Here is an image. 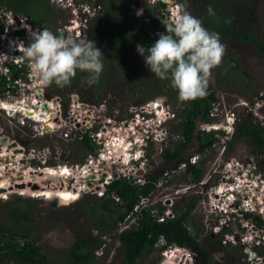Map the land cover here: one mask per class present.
Returning <instances> with one entry per match:
<instances>
[{
	"label": "rangeland",
	"instance_id": "obj_1",
	"mask_svg": "<svg viewBox=\"0 0 264 264\" xmlns=\"http://www.w3.org/2000/svg\"><path fill=\"white\" fill-rule=\"evenodd\" d=\"M163 1L167 4L168 19L166 20L162 13L155 9V0H134L125 9L124 14L117 13L115 17L120 20L124 15L125 19L129 20L136 16L142 17L145 21V11L146 8H149L152 13L159 16L162 23L176 24L171 6L173 3L180 4L179 9L174 5V10H178V15L182 16V25H184L182 34L188 39L193 65L203 81L212 87L215 95V100L210 104L207 125L201 122L198 125L202 129L205 128L204 130L207 132H210L209 130L213 126H216L213 128L219 127L217 130L212 128L211 132H216L214 134L215 144L204 155L197 153L198 143L196 140L187 149L190 163H202V176L197 182L183 177L185 175L184 165L179 167L174 164L169 165L164 162L161 156L163 148H172L181 140L178 135V124L182 94L177 93L176 97H171L168 91L171 78L150 65L139 43L134 38L131 42L134 45L130 43L125 50L126 61L123 63L114 51L107 50L104 45L101 46L95 41V35L89 29V20L105 14L96 0H75V3L80 4L81 8L76 10L77 15L73 14L75 17H72L71 20H68L72 12L69 11V8H63V5L58 2L53 3V0H48L50 6L48 5V10L44 12L45 18L36 25L41 30L51 29L52 31L55 29L58 38L64 36L65 40L69 39L71 42L72 38L76 37L74 31H66V26L68 25V28L71 29L76 26L79 19L80 21L85 20L86 28L81 32L79 37L81 40H75L79 45H74V49L79 53H84L83 48L86 46V41L89 40L92 44L91 48H93L92 54L89 57L85 56L87 62L84 66L86 68L71 76H65L63 73L56 79L54 76H47L44 70L42 71L41 85L36 81L40 78L38 77L40 76L39 70L34 67L35 74L32 68L36 64H27L26 73L25 71L23 73L26 83L17 84L14 92H10L8 97L10 100L15 98L31 104L33 96L36 94V99L41 103H39L41 105L39 108L44 112L47 109L43 103L53 102L56 106H53L51 113L54 114V124H57L55 130H41L43 123L30 119L24 120L26 123L21 124L19 121L24 115H11L13 116L10 118L11 123L9 124L12 126L11 135L10 138L2 139L6 142L3 147L9 148L15 143L16 146L11 149L21 148L22 153L16 162L12 156H1L2 152L9 154L12 151L9 153L5 150L0 151V166L5 167L6 165L7 169L0 170L2 173L0 174V209L2 210L0 223L11 224L9 221L12 218L7 217L8 203L16 202L19 199L31 202L32 206L29 208L31 221L23 222V224L16 223L13 228L19 232L28 230L30 238L37 245L42 246L48 252L50 260L55 263L64 264L62 259L67 256L68 248L78 238H84L88 240L89 249L96 254L93 264H123L122 247L115 235L109 233L106 227H95L103 215L109 224L115 220V216L102 212L99 203L105 193L108 181L110 182L119 175L132 180L133 183L144 182L148 175L161 176L160 183L156 184L150 199L140 202L137 211L148 204L161 205L165 208V217L171 218L174 210L181 209L184 205L195 201V207L190 215L189 230L192 234H199V241L203 244L204 249L210 252V260H208L207 253L195 256L189 250L171 247L167 249L170 257L164 256L162 253L159 256L157 253H153L138 264L262 263L259 261L261 257L258 252L252 247L247 249V245L243 241H250V237H252L253 245H258L255 247L264 253V230L262 232L259 230L261 225L264 226V204L258 201L259 198H264V155L256 157L245 141H239L233 145L228 144L233 136L235 137L239 117H247L252 122H257L264 127V54L251 40L235 39L231 35H222L212 27L209 28V20H213L214 26H218L219 23L209 13L212 8L208 6L206 0ZM213 9L222 12L229 18L234 33L245 37L249 32H253L256 39L264 43V0H222L221 3H216ZM72 10L75 8L73 7ZM42 13V8H34L36 18ZM16 16L12 15L13 18ZM69 21L72 22L69 23ZM74 23L75 25H73ZM35 35L40 36V33ZM8 38L9 41L11 40L13 44L17 45V39ZM50 41L45 45H50ZM37 46H34L35 51ZM13 48L15 47H11V49ZM4 49L7 50V47ZM25 50H30V46H25ZM46 54L49 56L51 52ZM59 65L56 66L59 67ZM52 72L56 74L54 69ZM71 77L74 78L70 82L68 78ZM81 90H86V93ZM95 92L102 96L103 100L96 102ZM74 102L78 106L75 114L71 111V104ZM157 108L163 110L162 113L165 114L162 122L155 115ZM1 111L0 115L7 116L6 112ZM138 118L142 120L139 121L137 127L141 137L133 134V129H130L132 121H137ZM148 119L150 120L148 121ZM86 134L94 140V144L99 148L97 155H84L87 142L82 138H85ZM152 134L156 137L154 138L156 148L149 149L146 158L148 161L134 165V162L141 158L139 153L136 158L134 156L126 158L125 153L121 151L127 148L128 151H131L130 148H139L149 138L147 135ZM2 135L8 137L7 133H4L0 134V138ZM114 136L123 137L126 145L130 141L133 146L120 147L118 153L121 152V155L115 156L112 153H115L116 149L111 148L107 143V140ZM140 140L142 144L137 143ZM104 144L108 149L104 146V150ZM102 153L104 154L101 158ZM111 154L113 157L110 160L107 157ZM80 158H84V161L79 162ZM90 159L93 160L90 162ZM129 160L132 163L128 166ZM87 161L91 164L87 171L89 176L81 180L82 176L78 168L86 167ZM150 161L153 163L150 164ZM124 163H126L125 166ZM230 165H235L239 175L247 176L248 180L258 181L259 186L256 190L254 189L256 193L254 194L258 199L251 201L258 207H256L257 213H250L247 218L244 217L247 213L240 212L242 209L237 202L235 207L237 209L233 215H223L219 212L225 210L224 203L227 201L224 197H230L229 190H227L230 186L245 193V198L250 196L247 194V190H243V185L232 180L233 171L226 172L225 168L230 169ZM55 168L61 171L64 168L71 170L72 175H67L68 178L72 177L71 186L74 182L84 185L76 191L79 193L78 197L68 204H61L56 194L51 197L33 194L41 188L58 192L59 188H52L55 181L50 180L49 184H44L50 175L43 171L55 170ZM140 171L141 174H139ZM258 177L260 181L257 180ZM261 180L262 183H260ZM9 182L10 187L7 185ZM28 182L30 185L38 184L39 189L32 190L30 186L28 188L17 187L20 184L28 185ZM203 182L206 184H201ZM221 183L225 184L220 197L214 200L210 199L209 196L218 191L217 187H220ZM56 186L59 187V185ZM20 191L27 192L23 194ZM114 197L117 200L116 196ZM214 203L216 204L215 208L211 207ZM255 215H258L259 219H255ZM132 221L133 219H130L118 224L115 229L116 234L128 227ZM242 227L245 229H241ZM220 228H227L230 233L221 236L218 234ZM257 233L260 239L254 238V236L258 237ZM229 243L232 246L237 243L242 246L241 257L234 256L233 248L225 250V246ZM5 264L16 263L10 260Z\"/></svg>",
	"mask_w": 264,
	"mask_h": 264
},
{
	"label": "trees",
	"instance_id": "obj_2",
	"mask_svg": "<svg viewBox=\"0 0 264 264\" xmlns=\"http://www.w3.org/2000/svg\"><path fill=\"white\" fill-rule=\"evenodd\" d=\"M133 1L96 0L98 5L105 11V14L89 20V29L95 35V41L101 46L104 45L107 50L114 51L122 63L126 61L125 50L134 38L139 43L150 65L171 78L168 89L171 97H176L177 93H181L183 96L180 101V121L178 124V135L181 140L172 148H163L161 156L164 160L173 162L177 167L184 165L185 175L183 177H188L190 180L197 182L203 172L201 164L190 163V157L182 158V156L195 140L198 143V154L208 152L215 144L214 134L216 132H207L198 125L200 122L203 124L208 122L210 104L215 100L214 91L198 75L192 62L188 39L182 34L183 30L178 25L162 23L159 16L152 13L149 8H146L145 11V21L142 17L136 16L126 20L124 15L120 20L116 19V14H124L125 9ZM206 1L208 6L212 8L209 13L219 23L218 26H214L211 19L208 21L209 28L212 27L213 30L222 35H231L235 39L251 40L258 47V50L264 54V43L258 41L253 32H249L245 37L234 33L229 18L222 12L213 9L216 3H221L222 0ZM0 2L14 13L29 16L31 23L34 25L39 24L40 20L45 18L44 12L50 6L48 0H0ZM35 7L43 9V13L39 14L37 18L34 16ZM166 7L167 4L163 0H155V9L162 13L165 20L168 19ZM47 31L52 32L59 40L65 38L64 36L58 38L55 29L52 31L48 29ZM19 34L24 38V31L19 32ZM78 39L80 38H72L71 42L68 39L66 46L60 48V61L64 63V66L54 76L55 79L63 73L65 76H71L86 68L84 66L87 62L85 56L89 57L92 54V44L90 40L86 41V46L84 45L83 48L85 52L79 53L78 50L74 49V45H79L75 41ZM14 68L12 67V70ZM73 78H68V80L71 82ZM99 86L101 87V85ZM81 91L86 93V90ZM95 95L96 102L103 100L102 96H99L96 92ZM84 137L82 139L87 142L84 155H97L99 148L94 144V140L87 134ZM239 141L247 142L251 152L256 157L264 155V127L257 124V122H252L247 117H239L235 137L233 136L228 145H233ZM150 146V148H153V145ZM78 161L83 162L84 158H80ZM160 180L161 176L148 175L144 182L133 183L132 180L119 175L108 182L109 184L106 185L105 193L102 195L99 205L104 214L108 213L115 216V220L109 224L103 215V218L95 224V227H106L109 233L115 235L122 247L123 264H138L153 253H157L159 256L171 247L189 250L195 256L207 253L208 260H210V252L204 249L203 244L199 241V234H192L189 230L190 215L195 207V201L184 205L181 209L174 210L171 218L165 217V208L161 205H149L147 203L148 205L137 211L138 204L145 199H150L155 191L156 184L160 183ZM30 206H32L31 202L23 199L7 204V217H11L12 220L9 221L11 224L7 222L0 223V264H5L10 260L16 264H62L51 261L48 252L30 238L28 230L19 232L13 228L16 223L23 224V222L28 223L31 221ZM1 212L0 209V215ZM249 214H245V217ZM254 217L259 219L258 215ZM130 219H133L130 225L116 234L117 225ZM159 219L162 220L159 221ZM219 230L218 234L221 236L230 233L227 228H220ZM259 230L262 232L264 226L261 225ZM234 245L227 244L225 250L233 248L232 250H235L234 256L241 257L242 246L239 243ZM254 249L259 256L264 258V253L256 247ZM95 260L96 254L89 249L88 240L78 238L68 248V254L62 259V262L64 264H93Z\"/></svg>",
	"mask_w": 264,
	"mask_h": 264
},
{
	"label": "bare ground",
	"instance_id": "obj_3",
	"mask_svg": "<svg viewBox=\"0 0 264 264\" xmlns=\"http://www.w3.org/2000/svg\"><path fill=\"white\" fill-rule=\"evenodd\" d=\"M8 40V41H7ZM4 42H6V45L7 44H9V42L11 43H13V41H9V38L8 37H5L4 38ZM40 43H42V42H40ZM45 43V42H44ZM5 45V46H6ZM42 47V46H41ZM53 50V49H52ZM35 68L37 69V67L35 66ZM36 69L35 70H33V72H35V74H36ZM34 76H36V75H34ZM38 77H40V78H38L36 81H37V84H39V85H41L42 84V82H41V79L43 78L42 77V75L41 76H38ZM40 97V96H39ZM33 102L31 103V104H27L26 102L24 103L23 101H20V100H17V99H12V101H6V102H3L2 104H0V109H3V110H8V113L10 114V115H15V114H22V115H24V116H27L28 117V119H30V120H34L35 122H42L43 124H42V129L41 130H55L56 129V127H57V124L55 123L54 124V120H52V122H51V117H53V115L54 114H51L52 113V111H53V108L54 107H56V106H54V104L55 103H53V102H45V103H43V105H45L44 107H47V110H46V112H44V110H41V108H39V107H41V103L39 102L40 100H38V99H36V94H34V96H33V100H32ZM40 103V104H39ZM37 105H39L38 107H37ZM79 105V104H78ZM54 106V107H53ZM76 108H78V106H75ZM82 108V107H81ZM84 108V107H83ZM153 109V108H152ZM162 111L163 110H161V109H155V115H157L158 116V118L159 119H161V122L164 120V117H165V114H163L162 113ZM165 111V110H164ZM85 112V111H84ZM57 115V114H56ZM61 115V114H60ZM24 116H23V118H24ZM56 117V116H55ZM53 119V118H52ZM109 121V120H108ZM135 123L133 124V127L131 128V129H133V134H137V135H139L140 137H141V133L140 132H138L137 131V127H138V122L135 120L134 121ZM157 123V122H156ZM145 125V124H144ZM155 125V124H154ZM131 126V125H130ZM50 127H52L53 129H51ZM231 127V126H230ZM55 128V129H54ZM149 128V127H148ZM217 128H219V127H217ZM216 128V129H217ZM104 129V128H103ZM139 130V129H138ZM230 130V129H229ZM144 132V131H143ZM149 132V131H148ZM167 132V131H166ZM140 133V134H139ZM129 134V133H128ZM143 136V135H142ZM156 136V135H155ZM161 138H162V136H160ZM143 138V137H142ZM163 139V138H162ZM145 141H147V140H145ZM107 143H109L110 144V147L111 148H114V149H116L114 152L115 153H112V152H110V153H112V154H114L115 156H120L121 154V152L122 153H125V157L126 158H130V157H132V156H134L135 158L138 156L137 154H138V148H130L131 149V151H128V148L127 149H125V150H122L120 153H118V151H120V147H123V146H127V147H132L133 145H131L132 144V142H130L129 141V144L128 145H126L125 144V139L122 137V138H119L118 136H114V137H111L109 140H107ZM137 143H141V140L140 141H138ZM153 143V142H152ZM146 147V146H145ZM149 148V147H148ZM19 148H14V149H11V148H5V147H2V146H0V151L2 150H5L6 152H8L9 153V151H12V152H10L9 154H4V155H9V156H12V159H18L19 160V158H20V156H21V153L22 152H14L15 150H18ZM21 149V148H20ZM128 152H131V153H128ZM109 153V154H110ZM109 155L107 158H110V160H111V158L113 157V155ZM102 157V156H101ZM133 157V158H134ZM119 160H121V158H118ZM107 160V159H106ZM123 161H125V160H123ZM126 162V161H125ZM131 163H132V161L131 160H129L128 161V166L129 165H131ZM125 164L126 163H124V166H125ZM86 167H84V168H82V169H79L78 168V171H79V173L81 174V180L82 179H84V178H88V176L89 175H87V171L89 170V167H90V162H88V163H86ZM232 166H234L235 167V165H230V169H228V171L227 172H232L233 171V178H232V180L234 181V182H237L239 185H243L244 187H243V190L244 191H246L247 190V194H249L250 196H249V198H251L252 200H255L256 201V196H255V192H254V189L256 190V188L258 187H256V185H257V183H255V181L251 184V183H249V180L248 179H244V176H241V175H239L238 174V170L236 169V168H234V169H232ZM237 168H239V166H237ZM2 169H6V165H5V167H2V166H0V170H2ZM7 170V169H6ZM44 173H46V174H48V175H50L49 177H48V179L49 180H52V181H55V187L56 188H59V190H58V192H51L49 189H45V188H41L39 191H35V192H33V194H36V195H39V196H46V197H51L52 195H54V194H56L58 197H59V199H60V202H61V204H68L70 201H72V200H74V199H76L77 197H78V195H79V193H77L76 191L77 190H79L81 187H83L84 185H81L80 184V182H74L73 183V185L71 186V182H70V188H67V181H66V179L65 178H67V179H70V178H72V177H70V178H68L67 177V175H72V172H71V170H69L68 168H64L62 171L60 170V169H58V168H55V170H53V169H47L46 170V172L45 171H43ZM89 173V172H88ZM91 173V172H90ZM236 173H237V177H236ZM0 174H2V173H0ZM94 174V173H93ZM111 174V173H110ZM61 176V177H60ZM56 177H59V178H62L63 180H64V183H65V185L63 186V187H61L58 183H57V181H56ZM108 177V176H107ZM74 178V177H73ZM73 180V179H72ZM240 180V181H239ZM242 180V181H241ZM8 181H10V180H8ZM12 181V180H11ZM75 181V180H74ZM105 182V181H104ZM109 182V181H108ZM7 183V182H6ZM10 182L7 184L8 185V187H10ZM109 184V183H108ZM224 184L225 183H221L219 186L220 187H222V188H220V187H217V190L218 191H216V192H214V193H212L211 195V197H210V199H216L217 197H220V194L222 193V189H224ZM6 185V186H7ZM28 185H30V183L28 182ZM56 185H59V187H57ZM3 187V186H2ZM7 187V188H8ZM107 187V186H106ZM6 188V187H5ZM220 188V189H219ZM65 189V190H64ZM37 190V189H36ZM220 190V191H219ZM235 188L233 187V189L231 190V193L230 194H232V196H230L229 197V199L230 200H233V198H234V196H235ZM21 193H26L27 191H20ZM28 192H30V191H28ZM255 193V194H254ZM228 195V194H227ZM258 195V194H257ZM258 199V198H257ZM258 201L261 203V204H264V198H259L258 199ZM169 252H168V250L166 249V251H164L162 254L164 255V256H168V257H170L169 256V254H168ZM172 254V253H171Z\"/></svg>",
	"mask_w": 264,
	"mask_h": 264
},
{
	"label": "flooded vegetation",
	"instance_id": "obj_4",
	"mask_svg": "<svg viewBox=\"0 0 264 264\" xmlns=\"http://www.w3.org/2000/svg\"><path fill=\"white\" fill-rule=\"evenodd\" d=\"M79 5V7H78ZM75 8V10H72V8ZM68 8L70 9L69 11L71 12V15L69 16V19L68 20H71L72 16H74L73 14L77 15V12L76 10L77 9H80L81 8V5L80 4H77L75 3V0H71L69 3H68ZM67 9V8H66ZM7 11H9L10 13L12 14H15L17 15V13H14L12 12L11 10L7 9L5 6H3L0 2V18L2 17H5L6 16V13ZM28 18V22L29 24L31 25V29L34 31L36 30L38 32V34L40 33V36L37 35V36H24V38L22 36H20L19 32L20 31H17V30H10L12 32H8L7 33V36L8 37H13L14 39H17L18 41H22L23 44H24V48L23 50H19V51H16L14 52L13 54H11L10 52L6 55L7 58H11L13 56H18L19 58H21V77H22V83H26V77L25 75L23 74L24 71L26 73V65L27 64H30L31 62L33 64H36L35 66L37 67V69L39 70L38 72H40V76L43 74L42 71H44L46 73L47 76H55L59 73V71L61 70V68L64 66V63L61 62V61H58V66H56L55 68V72L56 74H53V72L51 73V71L54 69V65H53V62H52V46L51 45H48L46 46L45 44L47 43L48 40H51L50 42L55 44L57 41H60L59 39H57L54 34L52 32H49L47 30H41V29H38L36 27V25L32 24L31 23V19L29 16H26ZM72 21H69V23H71ZM4 26L2 25V23L0 22V34L3 33L5 30L3 28ZM51 36V37H47V36ZM42 42V43H40ZM45 42V43H44ZM35 45H38L37 46V50L35 51L34 50V46ZM25 46H30V50L26 51L25 50ZM42 46V47H41ZM2 48L3 50V47H2V44H0V49ZM54 50V48H53ZM34 51V52H33ZM8 52V51H7ZM48 52H51V55H47L46 53ZM45 55V56H42V55ZM6 58V59H7ZM46 62V63H45ZM3 66H5L4 62H2L0 64V100H5L7 97L10 96V92H12L14 90V88L16 87L17 83V78H18V73H16L15 70H12V69H9L8 72L6 73V71L3 70ZM33 70H35V68H33ZM50 78V77H49ZM14 92V91H13ZM8 95V96H7ZM77 106L75 104V102L73 104H71V111L72 113H76V107ZM47 109V107L45 108ZM74 109V111H73ZM1 111V110H0ZM1 112H4V111H1ZM74 113V114H75ZM53 117H51V122H52V119ZM11 123V119L4 115V114H1L0 115V134H4V133H7L8 137L2 135V137L0 138V146L3 147V144H1V141H3L4 139L3 138H10V135H11V131L12 130V126H10L9 124ZM9 125V126H8ZM8 126V127H7ZM152 138V141H150V139ZM154 137L153 134L151 135L150 138L147 139V141H145V144L141 145L139 148H138V153H139V157H141L140 159H138L137 164L139 163H143V161H147V155H148V151L149 149H152L150 148L151 146L150 145H153V148H156V144L154 143ZM3 139V140H2ZM138 142V141H137ZM153 142V143H152ZM142 144V143H140ZM146 146V147H145ZM149 147V148H148ZM199 154H202L204 155L205 152H202V153H199ZM1 156H4L3 152H2V155ZM187 151L185 152V154L182 156V158H185L187 157ZM142 159V160H141ZM162 159L164 160V158L162 157ZM15 161L17 162L18 159H15ZM202 161V160H201ZM164 162H166L167 164H174L173 162H168L166 160H164ZM134 163V165H135ZM201 165L202 163L199 162ZM175 165V164H174ZM235 167L232 166V169H234ZM226 169V172L228 171L227 168ZM17 172V171H16ZM22 173V172H21ZM160 177V176H159ZM163 179V178H162ZM203 185H205L206 183L203 182L201 183ZM212 195H210L211 197ZM245 217V215H244ZM247 218V216H246Z\"/></svg>",
	"mask_w": 264,
	"mask_h": 264
},
{
	"label": "built area",
	"instance_id": "obj_5",
	"mask_svg": "<svg viewBox=\"0 0 264 264\" xmlns=\"http://www.w3.org/2000/svg\"><path fill=\"white\" fill-rule=\"evenodd\" d=\"M54 2L53 3H55V2H58L59 4H61V5H63L62 7L63 8H66V7H68V3L71 1V0H53ZM75 15V14H74ZM72 17H75V16H72ZM80 18V17H79ZM76 19V18H75ZM79 22H81L82 23V26H79V25H76V26H74V28H68V25L66 26V31H68V32H72V31H74V35H75V37H80L81 36V32H83V30H84V28H86V21L85 20H81L80 21V19L78 20ZM0 22L2 23V25L4 26L3 28H4V32L3 33H1L0 34V44L2 43V44H4V45H6V43H4V38L5 37H8L7 36V33L8 32H10V30H17V31H19L21 28H25L26 30H30L31 29V25L29 24V22H28V18L27 17H19V16H16V18H13L12 17V15L10 14V13H6V16L5 17H2V18H0ZM74 25V24H73ZM75 28H77L76 30H75ZM36 33H38L36 30H32V34H33V36H37V35H35ZM68 39H62V40H60V41H58V42H56V43H59V42H61V43H63V44H67L68 43V41H67ZM4 45H2V47H3V50H2V48L0 49V64L2 63V62H5V60H6V58H7V54L10 52H14V51H18V50H23V42L22 41H18V43H17V45H15V44H13V43H10L9 42V44H7L6 46H4ZM8 46H10V47H8ZM4 47H7V50H5L4 49ZM11 47H15V48H13V49H11ZM8 51V52H7ZM12 61H13V63L14 64H16V69H15V71H16V73H18V78H17V81H16V83L17 84H20V83H22V77H21V58H19L18 56H13L12 57ZM33 63L31 62L30 63V65H32ZM35 66H32V68H34ZM55 68H56V66H55ZM55 68H54V70H55ZM10 68L9 67H7V66H3V70L4 71H6V73L8 72V70H9ZM6 101H12V100H10V98H6L5 100H0V104H2L3 102H6ZM4 112H6V114H7V116L9 117V118H11V117H13V116H11L9 113H8V110H6V111H4ZM137 116H140V115H137ZM143 119H145V118H143ZM24 120H26V121H28L29 119L27 118V116H25L24 118L23 117H21L20 118V123L21 124H25L26 122H24ZM146 120V119H145ZM150 119H148V121H149ZM139 121L141 122L142 120H139V118L137 119V124H139ZM147 121V122H148ZM159 121H160V119H159ZM133 124H134V120L132 121V123L130 124L131 125V128L133 127ZM207 125V124H206ZM213 127H216V126H213ZM212 127V128H213ZM130 128V129H131ZM212 128H211V130H209L210 132L212 131ZM205 129V128H204ZM214 130H217L216 128H213ZM148 136H150V135H148ZM105 141V140H104ZM103 154L104 153H102L100 156H103ZM102 158V157H101ZM93 159H90V162L92 161ZM194 159H192V161H193ZM194 162V161H193ZM195 163V162H194ZM249 171L251 172V170L249 169ZM245 175H246V173H244ZM244 179H248V177L247 176H244ZM257 180H259L260 181V178L258 177L257 178ZM263 180V179H262ZM262 180H261V182L260 183H262ZM255 180H252V179H249V183H253ZM255 183H258V181H255ZM257 186H259L258 184L256 185V187ZM212 189V188H211ZM233 189V187L232 186H230L227 190H229V193H231V190ZM214 193V192H213ZM234 193H238V199H239V201H238V205H239V207H241V213L243 212V213H248V212H255V214L257 213V206H255V204L254 203H252L251 201H253L251 198H249L248 196L245 198V193H243V192H240V191H238V190H235V192ZM242 195H244L243 197H242ZM230 196H232V194H230ZM224 199H226V201H228L229 200V197H224ZM233 199H236V196H234V198ZM241 199V200H240ZM147 199H145L144 201H146ZM258 202V201H257ZM236 204V205H237ZM236 205L232 208L233 210V212L235 213L236 211V209L237 208H235L236 207ZM259 205V204H258ZM215 206H216V204L214 203V204H212L211 205V207H213V208H215ZM222 206H224V205H222ZM228 207V205H226L225 204V210H223V211H219V212H221L223 215H230L229 213H228V211H227V208ZM257 207V208H256ZM217 210H219V209H217ZM166 214V213H165ZM166 216H168V214H166ZM160 220H162V219H159V221ZM127 228V227H126ZM125 229V228H124ZM123 230V229H122ZM258 237H259V234L257 233L256 234ZM254 238H255V236H254ZM253 239V238H252ZM255 239H257V238H255ZM252 241V240H251ZM194 255V254H193ZM261 257V256H260ZM263 257H261V258H259V261L260 262H262V263H258V264H263Z\"/></svg>",
	"mask_w": 264,
	"mask_h": 264
},
{
	"label": "clouds",
	"instance_id": "obj_6",
	"mask_svg": "<svg viewBox=\"0 0 264 264\" xmlns=\"http://www.w3.org/2000/svg\"><path fill=\"white\" fill-rule=\"evenodd\" d=\"M173 6H171L172 7V9H171V12H172V15L174 16V18L176 19V25H178L181 29L184 27V25H182V16L181 15H178V10H174V5L179 9L180 8V4H178V3H173L172 4ZM66 8H68V7H66ZM84 12V11H83ZM11 15H13L12 13H10ZM17 16H19V14H17ZM180 16V17H179ZM19 17H24L23 15H20ZM26 17V16H25ZM179 18V19H178ZM74 25H75V23H74ZM76 25H79V26H82V23L81 22H79L78 21V23L76 24ZM20 32L21 31H24V33H25V36H27V37H29V36H33V34H32V29H30V30H26L25 28H21L20 30H19ZM47 37H51V36H47ZM8 41V40H7ZM49 41V40H48ZM47 41V42H48ZM58 42V41H57ZM4 43H6V42H4ZM51 43V42H50ZM51 46H52V49L54 48V50H51V52H52V57H51V59H52V62H53V65L54 66H56L57 64H58V61H60V57H61V54H60V48L61 47H64V46H66V44H63V43H61V42H59V43H55V44H53V43H51L50 44ZM24 46V45H23ZM19 51V50H18ZM14 52H16V51H14ZM14 52H11V54H13ZM4 64H5V66H7V67H9L10 69H12V67H15L14 68V70L16 69V64H14L13 63V61H12V57L11 58H7L6 60H5V62H4ZM246 106H248V105H246ZM149 115H151L152 113H148ZM239 119V118H238ZM163 123H165V122H163ZM234 125V124H233ZM214 132V131H213ZM232 135H234V133H232ZM147 137H151V135L150 136H148L147 135ZM221 140V139H220ZM105 146V144L103 145V147ZM106 147V146H105ZM105 147H104V150H105ZM107 149H108V147H106ZM138 161V160H137ZM136 162V161H135ZM134 162V163H135ZM235 196H236V199H233V200H228L226 203H224V205L226 204V205H228V209H227V211H228V213L230 214V215H233L234 214V212L232 211L233 209V207L236 205V202L238 203V201H237V199H238V193H235ZM248 213H253V212H248ZM254 214H255V212H254ZM243 229H245V228H243ZM255 238H257V239H260V236L259 237H255ZM252 237H250V241H243L247 246H246V248L247 249H249L250 247H252V248H254L255 246H258V245H253V243H252ZM245 246V245H244ZM256 248H258V247H256Z\"/></svg>",
	"mask_w": 264,
	"mask_h": 264
},
{
	"label": "water",
	"instance_id": "obj_7",
	"mask_svg": "<svg viewBox=\"0 0 264 264\" xmlns=\"http://www.w3.org/2000/svg\"><path fill=\"white\" fill-rule=\"evenodd\" d=\"M1 144L5 145L6 142L5 141H1ZM15 146H16V144L14 143L13 145H10L9 148H13ZM18 151L22 152V149L15 150L14 152L16 153ZM152 163H153V161H150V164H152ZM141 173L142 172L140 171L139 174H141ZM65 179L67 181V188H70L71 178L70 179L65 178ZM56 181L61 187H63L65 185L64 180L62 178L56 177ZM49 182H50V180L47 179V181H45L44 184H49ZM29 186L31 187L32 190L39 189V187H40L38 184H31V185L20 184V185H17L18 188H28ZM52 186H53L52 187L53 189L56 188L54 185H52ZM1 190H4V189H1Z\"/></svg>",
	"mask_w": 264,
	"mask_h": 264
}]
</instances>
